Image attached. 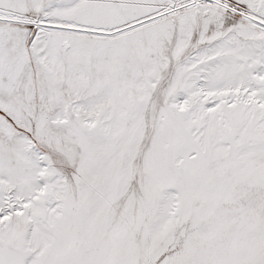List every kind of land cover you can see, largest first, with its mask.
<instances>
[{
	"label": "snow or ice",
	"instance_id": "6c2138e0",
	"mask_svg": "<svg viewBox=\"0 0 264 264\" xmlns=\"http://www.w3.org/2000/svg\"><path fill=\"white\" fill-rule=\"evenodd\" d=\"M0 264H264V0H0Z\"/></svg>",
	"mask_w": 264,
	"mask_h": 264
}]
</instances>
